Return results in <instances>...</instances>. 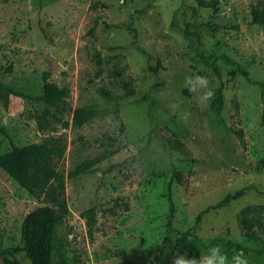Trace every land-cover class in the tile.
Segmentation results:
<instances>
[{
    "label": "rangeland",
    "instance_id": "1",
    "mask_svg": "<svg viewBox=\"0 0 264 264\" xmlns=\"http://www.w3.org/2000/svg\"><path fill=\"white\" fill-rule=\"evenodd\" d=\"M185 6L196 0H0V155L12 144L64 149L54 166L69 214L55 229L53 264L61 255L62 264H173L180 234L242 189L202 213L192 232L207 245L203 255L222 245L229 261L239 253L264 264V87L221 60L216 77L183 36ZM254 11L264 13V0H218L217 10H189L188 19L208 58L226 55L264 83V26L252 24ZM194 75L214 91L222 83L221 114L200 99L205 89L189 91ZM45 82L70 90L58 109L7 90L37 97ZM82 107L99 115L77 126ZM97 157L91 172L68 177ZM47 202L0 168V248L21 246L26 215Z\"/></svg>",
    "mask_w": 264,
    "mask_h": 264
},
{
    "label": "trees",
    "instance_id": "2",
    "mask_svg": "<svg viewBox=\"0 0 264 264\" xmlns=\"http://www.w3.org/2000/svg\"><path fill=\"white\" fill-rule=\"evenodd\" d=\"M197 6H185L180 14L182 22L183 36L189 41L190 45H194L195 53L202 62L210 67L216 77L221 80V69L218 61L221 60L227 65L236 68L243 78L249 83L256 84L260 87L263 93L264 83L254 82L250 78V73L238 62L234 61L226 55H221L213 59L208 58L203 50V42L201 35L194 30V26L189 22L188 11H192L194 15L198 14L200 8H210L217 10L218 0L205 1L196 0ZM252 24L264 26V13L254 11ZM136 44V39L134 41ZM140 52L147 53L140 47H137ZM148 60L150 56L147 55ZM11 70V69H9ZM0 86H2L0 84ZM7 90L16 97L27 99L33 102L44 103L48 108L58 109L61 102L70 92L67 87H59L54 83L45 82L43 91L40 96L32 97L24 93L16 92L11 88ZM215 97L212 99V107L215 112L221 114L224 109V87L222 83L216 88ZM99 111L94 107H82L74 111L73 122L77 126H82L90 119L97 117ZM51 116V112L47 110L45 117ZM0 133L6 135V131L0 126ZM242 136V133H240ZM61 149L53 141H44L37 144L27 146H16L12 144L11 150L0 155V168L4 170L21 188L25 189L29 194L36 198L45 196L47 203L44 206L38 207L28 213L23 222L22 228V245L14 246L5 249L0 248V255L3 257L4 264H24L17 255L24 254L30 264H53L55 253H59L60 249L55 240L56 226L61 223L69 214V208L65 199V185L63 179L59 176L55 166L54 159L63 153ZM102 157H97L92 160H87L78 165L72 170L68 177L73 179L77 176L91 172L97 165L102 162ZM261 168L264 169V159L260 161ZM178 176V173H174ZM169 191L171 183L169 184ZM246 189L239 190L234 194H228L216 205L209 206L202 213H207L210 210H216L225 207L243 197ZM172 202V200H170ZM172 208V204H171ZM172 211V210H171ZM202 213L197 217L195 226L192 230L180 234L177 242L178 252L181 255L186 254L188 259H199L203 255V249L207 245L202 241L195 232H192L201 220ZM242 226L247 237L253 236L254 224L247 218L242 220ZM228 246L236 248V251L247 254L251 252L239 244L228 241ZM64 255L60 256L61 264L64 263Z\"/></svg>",
    "mask_w": 264,
    "mask_h": 264
},
{
    "label": "clouds",
    "instance_id": "3",
    "mask_svg": "<svg viewBox=\"0 0 264 264\" xmlns=\"http://www.w3.org/2000/svg\"><path fill=\"white\" fill-rule=\"evenodd\" d=\"M185 84L189 91L196 92L198 89H205L201 100L211 102L215 97V92L209 87L207 77L194 75L185 78ZM173 264H248L247 258L242 254H236L229 261L228 255L223 250L222 245H215L208 249L207 254L200 256L199 259H188L186 254L181 255L179 252L173 259Z\"/></svg>",
    "mask_w": 264,
    "mask_h": 264
}]
</instances>
